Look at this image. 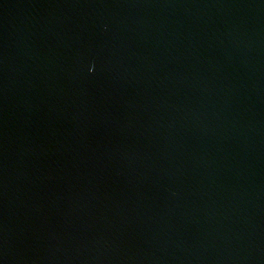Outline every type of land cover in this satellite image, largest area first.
Returning a JSON list of instances; mask_svg holds the SVG:
<instances>
[{"label":"water","instance_id":"1","mask_svg":"<svg viewBox=\"0 0 264 264\" xmlns=\"http://www.w3.org/2000/svg\"><path fill=\"white\" fill-rule=\"evenodd\" d=\"M0 264H264V0H0Z\"/></svg>","mask_w":264,"mask_h":264}]
</instances>
